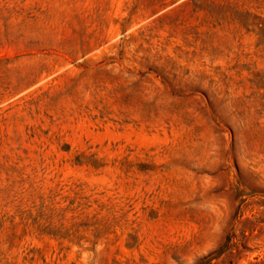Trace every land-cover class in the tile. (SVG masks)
<instances>
[{
	"label": "rangeland",
	"instance_id": "1",
	"mask_svg": "<svg viewBox=\"0 0 264 264\" xmlns=\"http://www.w3.org/2000/svg\"><path fill=\"white\" fill-rule=\"evenodd\" d=\"M0 264H264V0H0Z\"/></svg>",
	"mask_w": 264,
	"mask_h": 264
}]
</instances>
